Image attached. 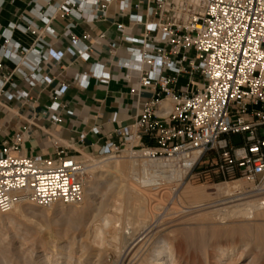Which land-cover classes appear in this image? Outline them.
<instances>
[{
    "label": "built area",
    "instance_id": "built-area-1",
    "mask_svg": "<svg viewBox=\"0 0 264 264\" xmlns=\"http://www.w3.org/2000/svg\"><path fill=\"white\" fill-rule=\"evenodd\" d=\"M114 1L82 3L99 8L106 18ZM140 1L155 6L152 12L158 21L145 25L147 36L135 42L140 48L130 49L131 59L121 65L138 74V91L159 88L160 92L132 127L114 132V141L99 156L118 159L130 148L132 154L147 152L172 171L192 173L206 165L207 173L224 183H263L264 0ZM66 36L80 44L70 30ZM181 77L188 83L176 93L171 87ZM99 78L110 81L109 74ZM4 79L0 90L8 81ZM164 102L169 109H164ZM52 123L60 124V117ZM143 136L157 147L144 146ZM235 137L241 138L240 144ZM22 143L18 136L0 152V213L28 203L40 208L81 205L89 171L83 157L64 152L55 157L20 156Z\"/></svg>",
    "mask_w": 264,
    "mask_h": 264
},
{
    "label": "crops",
    "instance_id": "crops-1",
    "mask_svg": "<svg viewBox=\"0 0 264 264\" xmlns=\"http://www.w3.org/2000/svg\"><path fill=\"white\" fill-rule=\"evenodd\" d=\"M68 1L0 0V83L8 79L0 90V152L22 136L20 156H99L114 132L132 127L160 92L138 91V74L121 65L131 59L130 49L140 48L135 42L147 36L145 25L158 21L154 5L115 0L103 18L95 6ZM102 73L110 81L102 82ZM187 83L181 77L171 89L181 93ZM142 143L157 147L146 136Z\"/></svg>",
    "mask_w": 264,
    "mask_h": 264
},
{
    "label": "rangeland",
    "instance_id": "rangeland-1",
    "mask_svg": "<svg viewBox=\"0 0 264 264\" xmlns=\"http://www.w3.org/2000/svg\"><path fill=\"white\" fill-rule=\"evenodd\" d=\"M262 133H264V129ZM241 141L240 137L234 138L236 144H240ZM129 153L130 148L118 159L108 156L83 155L82 157L89 167L86 184L95 183L102 174L105 179L108 174L114 177L113 170L105 168V164L111 166L116 161L121 163L138 161L137 164H140V161L145 159L142 157L143 154L132 155ZM94 161L97 162H95L96 166L92 165ZM138 169L139 167L137 172L141 173ZM104 171H108L107 174L102 173ZM165 171L167 173L163 172L161 177L172 176V169ZM207 171H209L208 166L200 165L192 173H184L182 181L170 182L167 179V182L161 187L148 190L142 188L146 192L138 184L130 182L135 191L141 192L145 195L144 197H147L146 201L144 199L142 203L133 207L135 210L125 206L124 196H120L122 199L119 198V202L116 203V199L113 198L109 189H100L102 195L107 194V197L102 196L95 204L104 199L107 200L110 207L105 214L119 222L117 225H120L122 234L124 230H130L131 233L133 231L143 233L147 227L153 230V233L145 240H143L144 237L138 240L136 237L131 240L126 235L130 245L134 240H136V244L139 243L136 251L130 257L131 259L134 256L132 264H154L152 263L154 250L161 241L169 244L173 252L170 264H264V209L254 212L249 218L232 217L227 219L217 215L215 210L229 205L206 209L211 205L224 204L230 201L229 199L236 200L244 197L261 208L260 205L264 204V182L253 185L245 180H240V184H236L238 181L226 184L213 178ZM233 186H238V188H230ZM224 187L225 189H222ZM228 189H231L230 193H228ZM82 204L76 207L56 205L52 208H40L31 204L32 207L28 210L25 207L26 211L24 209L23 214L13 216L17 225L21 227L17 237L11 235L15 230L13 227L6 229L0 227V231L11 236L7 239L8 241L4 242L5 252L7 251L8 254L3 253L8 259L5 260L4 255H1V258L4 257V261L8 264H18L16 262L18 257L32 259L40 252H50L63 256L64 261L66 260L64 264H68L67 261L70 260L73 264H79L83 258L80 242L84 240V243H88L89 239L90 242H93V230L104 224L102 215L96 209L84 211L79 208ZM115 204L123 205L122 211H115ZM139 206H142L141 209H144L148 216L147 226L141 223V217H135L136 213H133V210L135 212L140 210ZM244 208L250 209L248 206ZM0 216L7 215L0 213ZM139 221L141 224L138 223ZM127 224L132 225L127 226ZM106 238V246H102V251L105 254L102 264H118L120 253L125 251V242L123 238H119V241ZM13 242H15L14 245ZM22 244H26L25 251L18 248ZM17 252L20 253V256ZM162 252L164 255V251ZM221 252L228 255L224 256ZM10 260H13V263ZM95 260L96 257L93 256L89 261L91 264H96Z\"/></svg>",
    "mask_w": 264,
    "mask_h": 264
},
{
    "label": "bare ground",
    "instance_id": "bare-ground-1",
    "mask_svg": "<svg viewBox=\"0 0 264 264\" xmlns=\"http://www.w3.org/2000/svg\"><path fill=\"white\" fill-rule=\"evenodd\" d=\"M163 107H164V109L167 110L170 108V105L168 102H164ZM129 154H131V153H129ZM142 154H143L142 157L145 159L141 160L140 164H137L138 161L137 162L136 161H130L127 163H121V162L116 161V162H113L114 164H111V166H109L107 164H105V166L103 165L105 168L113 170L112 173H115L114 177H112L108 174V177L105 179L103 177V174H102L100 176V178L97 179V181L95 183L91 182L88 185L86 184L85 198H84V201L82 202L83 203L82 206H79V208L83 209L84 211L96 209L97 212H99L100 215H102V222L104 224L101 227L99 225L98 228H95V230H93V236H94V238L92 239L93 242H90V239H89V241L87 240L88 243H84L83 242L84 240L82 242H80L81 243L80 248L82 251V255H83L82 257L83 258L80 260L79 264H91L89 260L93 256L96 257V260H95L96 264H102L104 261V255H105L102 251V249H103L102 246L105 245V241L107 240L106 237H109L113 240H118L119 238H123V241L125 242L124 243L125 244V247H124L125 251H124V253H120L121 255L118 258L119 259L118 264H132L134 261V256H132L131 259H130V257L136 251L138 244H139V243L138 244L135 243L136 240L141 239V237H144L143 240H145V239H147V237H149V235H151L153 233V230H150V228L147 227V229L143 233H141V232L138 233L136 231H133L131 233L130 230L129 231L124 230L123 234H122L121 233L122 231H120V225L119 226L117 225L119 222L115 221L112 216L105 214L110 207L107 200L104 199L103 201L97 202V204H95V202L97 200H99L102 196L107 197L106 196L107 194L102 195V193L100 191L101 188L104 190L109 189L110 193L113 195V198L115 197L116 203L119 202V198H121L120 196H124L125 200H126L125 206L127 205L129 208H133V207H136L137 204H140V202L142 203V201L147 197H144L145 195H143L141 192L135 191V189L132 187L130 182L138 184L141 187V189L143 188V189L148 190V189L161 187L162 184L167 182V179L170 182L175 181V180L176 181H182L183 180L184 173L179 172V171H172V174H171L172 176L169 178L164 177V176L161 177L160 175H162L163 172L167 173L165 171V170H167V164H165L163 161H156V160L149 158V154L147 152L142 153ZM132 155H134V154H132ZM90 161L91 160H89V162ZM95 162L96 161H94V164H92V165L96 166L95 164L97 162L96 163ZM90 165H91V163H90ZM94 166H93V169H94ZM138 167H139L138 170H140L141 173L137 172ZM88 169H89V167H88ZM107 172L104 171L102 173L107 174ZM240 182L241 181H238L236 184H240ZM226 188H229V187H226ZM230 188L236 189V188H238V186H235V187L233 186ZM222 189H225V187ZM230 190L228 189V193H230ZM143 191H145V190H143ZM247 199H248L247 197L239 198V199L237 198L236 200L229 199L230 201H228L224 204L219 203L220 205H211V206L207 207L206 209L217 208L219 206L229 205L227 207H223L221 209L215 210L217 212V215H219L221 217H225V219L232 218V217H236V218L237 217L238 218L247 217V218H249L252 214H254V212L259 211L261 209H264L263 208L264 204L260 205L261 208H259V206L257 204H255L254 202L247 201ZM145 201H146V199H145ZM145 201H144V203H145ZM243 201H245V202H243ZM199 202H201V201H199ZM247 206L250 207V209L244 208ZM25 207H27V210H28L32 206H31V204H22V205L16 206L11 212H9V214H5L7 216H5V217L0 216V227H2L3 229L13 227L15 229L11 233L12 237H17L21 231V227L19 225H17L13 216H16L18 214H23ZM122 207H123V205L115 204L114 209H115V211H122ZM141 207L142 206H139L140 210L139 211L137 210V212H135L134 211L135 209L133 208L134 209L133 213H136L135 214L136 216L134 215L135 217H141L142 218L141 223L147 226L148 216L145 213L144 209L143 210L141 209ZM25 211H26V209H25ZM138 223H140V221ZM130 225H132V224H127V226H130ZM120 234L123 237H121ZM126 235H128L129 238H131V240L136 238V237H137V239L134 240V242L131 243V245H130L128 242V237ZM10 237L11 236L7 235L6 232L4 233V231L3 232L0 231V264H8V263H6V261H4L5 258H6L5 260L8 259V257L5 256L7 251L5 252L6 247L4 245V242H6V240ZM14 243L15 242H13V245H14ZM25 245L22 244L18 248H20L22 251L23 250L25 251L26 250ZM162 251H164V255H163ZM3 252H5V254ZM119 252H121V251H119ZM14 253H12V254H14ZM17 253L20 256V253L19 252H17ZM32 253H34V252L32 251ZM221 254L224 256L228 255L225 252H221ZM1 255H4L5 258L4 257H3L4 259L1 258L2 257ZM15 255H16V253H15ZM28 255H27V257H28ZM172 257H173V252H172L169 244H167L164 241H161L158 243L157 247L154 250V254L152 257L153 258L152 263H154V264H170L169 261H171ZM65 261H64L63 256L58 255V254H51L50 252H40L37 256L33 257L32 259H29V258L27 259L26 257L25 258H22V257L16 258V262L18 264L19 263H21V264H64ZM70 261L69 262L67 261V263L73 264L72 260H70Z\"/></svg>",
    "mask_w": 264,
    "mask_h": 264
}]
</instances>
